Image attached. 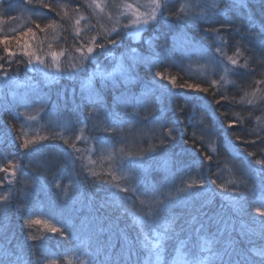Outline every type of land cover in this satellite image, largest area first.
I'll return each mask as SVG.
<instances>
[{"label":"bare ground","instance_id":"obj_1","mask_svg":"<svg viewBox=\"0 0 264 264\" xmlns=\"http://www.w3.org/2000/svg\"><path fill=\"white\" fill-rule=\"evenodd\" d=\"M199 2L203 7L190 5L191 10L206 11L214 18L213 26H206L199 31V34L206 37L201 42L202 48L207 44L206 42H210L215 49L220 46L226 48L233 46L232 50L236 51L238 47L240 49L238 56L251 60L254 55L260 56L259 42L251 40V36L258 32L264 22L258 13L255 17H250L247 10L237 9L226 0H199ZM45 3L51 4L54 10L49 11L35 3L26 4L20 0H7L6 5L0 7V26H6L11 31L12 37L9 41L13 44L9 49L16 53L11 58V64L7 63L9 57L4 51V59L0 60L3 65L0 69V107L3 105L9 107V112L13 115L8 118V121L0 120V166L5 167L7 160H12L20 152L17 161L19 167L13 184H8L5 179L6 173L0 171V175L3 176L0 180V197H8L7 202H0V207H5L6 204L5 211L0 214L8 217L10 221V225L0 230V255L2 250L8 248L13 257L20 256L19 253L22 252L23 258L31 260L34 264H48L53 260L56 264H71V255H68V250L70 249L72 253L75 247L73 248L68 241L60 242L56 235L47 232V228L45 230L42 224L32 225L31 229L25 232L24 220L48 221L49 224L61 228L65 233L68 229L85 233L97 232L100 228L107 231L104 225L107 221L118 236L124 235L138 240L143 234H151V229L145 225L150 224L145 215V205H142L140 201L149 203L146 195L150 197L156 189L164 193L170 189V185H180L188 181L182 173L168 174L165 167H162L159 172H154L152 175L157 188L146 181V175L137 165L131 173L126 167V163L132 162L136 156L144 152L142 143H153L149 135L154 127L164 129L160 126L164 122L168 124V127L171 125L167 104H173L174 101L171 99L167 102L160 94V90H165L168 96L171 94L167 85L171 84L169 78L172 75L167 63L169 61L177 64L184 61L190 62L209 85H229V82L224 80L223 76L218 78L214 76L218 67L217 54L219 57L221 53L205 48L203 53L206 61L209 59V62L204 64L193 53L184 51L182 43L186 39L187 25L190 33H193L197 26L202 25L198 23L199 21L183 20V18L164 19L162 24L159 22L155 25L152 39H157L164 30L168 32L167 40L163 44L164 49L150 51L152 43L140 44L136 49L138 53L136 71L130 79L123 78L120 67L127 66L132 56L136 55L131 52L135 46L130 40H128L130 43L125 45L128 53L126 57L123 58L116 45H107L103 52L97 49L96 60L85 61L84 70L78 71L71 67L79 64V53L74 51L73 43L78 46L80 39L88 40L98 32L92 25L91 18L94 11L87 7L89 0H45ZM106 3L111 6L114 3L123 2L106 1ZM213 3L224 11L213 15L214 9L211 7ZM58 4L68 5L69 16L73 18L78 14L86 17L81 21L80 27L84 30L81 31L79 38L74 34L72 20L61 21V17L56 15V10H59L56 8ZM111 7L114 11L118 9ZM77 8L79 13L74 11ZM61 15H63L62 11ZM95 16L98 27L103 31L108 29L105 16H100L97 12ZM50 19H55L58 24H62V27L57 28L55 32L51 29L48 32H41L35 27L36 23L44 27ZM251 21L255 22L254 26ZM122 22H126V17L118 15L111 19V23L115 26H120ZM86 25L91 26L90 30L85 27ZM29 27L36 33L34 38L24 36L19 44L16 39H14L15 42L12 40L20 33L27 31ZM209 27L220 30L218 33L213 32L214 40H211V36L209 37L205 31ZM237 29L240 30L239 33ZM239 35L242 39L240 43V37L237 40ZM26 40L32 49L45 59L48 67L37 66L35 62L31 66L20 63L27 59L22 55L21 49V45ZM167 46H171L169 50L165 49ZM61 50L64 54L58 58L57 63L60 65L58 70L48 53ZM223 50L225 49L222 48ZM153 53L161 55L156 57ZM0 56H2L1 53ZM149 58L152 61L151 64L148 62ZM155 62L160 66L165 77L163 80L156 77L160 84L150 77V72L156 66ZM33 68L37 70L33 71ZM240 68L243 69V67ZM103 72L113 73L115 87H112V81H109L108 86L103 91L100 90ZM245 76L252 78V75L248 73ZM93 100L103 103V110L98 113V116L89 115L93 111L94 105L91 103ZM193 100L194 104L191 106L204 104V99L201 97H195ZM174 111L179 112L177 109ZM38 115L45 121L38 118L35 128L28 130L26 126L31 122L29 117ZM75 115H81L84 120H80ZM97 118L100 119L95 123ZM112 118L115 120L113 123ZM45 122L53 125L56 133L65 131L66 137L59 141L53 129L43 127ZM109 122L112 127L119 122L122 125V131H117V135L115 131H103L102 123L108 125ZM95 126L101 130L96 129ZM37 131H39L38 134H33ZM194 132L199 136L206 135L208 141L216 138L207 130L200 132L196 129ZM124 136H131L133 140V149L129 153L124 150V144L127 141L123 138ZM40 137L45 138L40 139ZM25 139H36L35 145L38 151L24 149L22 145ZM100 139H103V144L99 142ZM181 162L186 161L182 159ZM63 163H65L64 167ZM172 164L178 163L172 162ZM157 165V163L154 164V166ZM82 171L88 176L86 180L79 179L76 184L71 181L62 182L63 179L68 178V174L74 175ZM56 184H59L60 188H57ZM205 184L212 190L206 194L205 199L214 206L205 209V212L211 214V219L216 225L223 218L222 214L235 220L240 219L239 216L242 215L250 218L256 216L254 208L257 205L253 201L257 200V197L254 195L255 198H252L249 187L253 183L250 180L228 168L214 173L212 179L207 180ZM221 184L229 189L228 192L232 185L242 187L243 193L246 194L242 196L243 201L248 202L245 203L246 208H243V211L229 209L228 203L224 200L227 192L222 191L219 187ZM125 188L128 190H122ZM61 189H66L67 194L65 195ZM167 209L172 211V206ZM187 213L190 216L195 215L189 208ZM160 216L161 213L157 218ZM2 224L3 222L0 223V227H3ZM201 225H203L202 230ZM207 231L208 227L202 220L187 234L185 240L193 243L200 234ZM15 232L16 234L19 232L18 235L14 236ZM29 233L37 239L32 240ZM258 236L261 237L259 233ZM246 245L254 247L255 241H246ZM235 247L238 248L237 245Z\"/></svg>","mask_w":264,"mask_h":264},{"label":"trees","instance_id":"obj_2","mask_svg":"<svg viewBox=\"0 0 264 264\" xmlns=\"http://www.w3.org/2000/svg\"><path fill=\"white\" fill-rule=\"evenodd\" d=\"M20 1L24 3V0ZM106 1H120L125 4L127 0ZM226 1L237 9L247 10L250 17H255V14L258 13L264 21V5L261 4V0ZM183 2L186 6H194L197 0H166V9L162 10L160 13L162 16L161 24L164 22V19L170 20L180 18L179 9L181 5H183ZM6 3L7 0H4L3 5H6ZM227 10H229V8H227ZM115 11L120 13V9ZM95 14L96 12H93L91 18L92 25L103 35L104 31L102 28L100 29L98 27ZM207 16L208 20H199L198 23L202 26H197L193 33L188 31L189 27L187 25V33L185 34L186 39L182 43V46L186 47L188 52L196 55L204 64H207L209 59L206 61L203 50L205 51V48L216 50L210 42H206L207 44L204 45L203 48L201 46L202 40L206 37L199 34L200 29L214 25V18L209 14H207ZM105 23H107L106 17ZM157 23H159V21H157L155 25H157ZM213 32L214 31L210 30L207 31L209 37L211 36V40H214V37H212ZM5 35L9 38L12 37L8 27L0 26V37ZM167 36L168 32L164 30L157 39H152L150 41L144 40V42L153 44L149 49L150 51L163 50V44L167 40ZM239 37L240 35L237 36V40H239ZM12 40L15 42L14 39ZM128 40L129 39L126 38L125 35L121 37L119 45H116L120 52L122 49L127 52L125 45L128 44ZM240 42H242L241 37L239 43ZM11 44H13V42L11 43V41H9L8 46L10 47ZM169 47L171 46H167L165 49L169 50ZM220 47L225 50L222 51L219 57L217 54L218 67L214 72V76L216 78L222 77L224 66H226L229 71L227 73L225 72L223 79L229 82V85H209L208 81H206L188 61H184L181 64L174 63L173 61L167 63L172 77L175 78V85H167L171 93L169 96L165 90H160V94L163 100L165 99L169 102L172 99L174 101L173 104H167L169 106L168 115L171 119V125L168 127V124L164 122L163 125H160L164 129L154 127V132L151 130V134L149 135L153 143H142L141 147L144 152L136 156L133 160L136 161V165L146 175V181L153 187L157 186L152 179V175L154 172H159L162 167H165L166 173L168 174L182 173L185 178H188L186 183L170 185V189L164 193L156 189L150 196L151 199L146 195L149 199V203L156 201H165L167 203V197L176 196L177 193L180 192V189L185 187L186 184L193 182L197 185V187L190 190L194 195L185 196V194L181 193L180 198L169 206H172L173 212L167 209L157 218L160 227L154 229L151 223L145 224L151 229V234H143L138 240L131 239L124 235H116L107 221L104 222L107 231L100 228L97 232L85 233L68 229L66 230V235L69 237L68 239H64L59 234H54L60 242L68 241L73 248L75 247V251L72 253L70 249L68 250V255H71V264H130L129 248H131L133 252L131 261H135L137 256H139L141 264H185V260L191 261L193 259L202 261V264H212L214 260L213 252L208 251V248L211 247L213 251H221L222 245L229 241L232 242L234 246L237 245L238 249L243 250L248 256L256 260L260 259L257 253L264 250V237L258 236V221L264 219V217H259L257 214L252 218L242 215L239 216L240 219L235 220L222 214L223 218L216 225L211 219V214L205 212V209L214 207L205 199L206 194L212 191L207 187L208 185H206L205 182L211 180L214 173L228 168H230V171L242 175L253 183V185L249 187L252 198L256 196L257 200L264 199V173L260 171L262 166L254 163L257 159H264V151H262L264 150V83H256V81L264 80V66L260 64L259 60L253 61V59H249V67L241 69L240 65L244 64L245 58L247 57L235 56V50H232L234 48L233 46H230V48ZM3 51L4 46L0 44V53L2 56ZM228 56H233L239 61V64L232 65L227 60ZM0 65L2 64L0 63ZM155 65L156 66L150 72V77L160 84L156 80L155 73L157 71L162 73V70L156 62ZM247 73L251 74L252 78H246L245 74ZM241 76L244 77L241 78ZM197 86L207 89V92L197 91ZM257 89H259V91H257ZM254 92L255 96L252 95ZM246 93L247 95H245ZM158 96H156V98L159 100ZM195 97L203 98L204 104L202 106H191L194 104L193 99ZM249 99L253 100L252 104L247 103ZM217 101H219V103H217ZM181 108L184 109L183 112L179 111ZM175 109L179 112L174 111ZM0 112V120L8 121V118L13 117L9 112V107L5 105L0 107ZM75 116L82 121L84 120L81 115ZM38 118L45 121L40 115L36 116L34 119H31V122L26 126L28 130L35 128ZM99 119L100 118H97L95 123ZM89 121H91V119ZM113 122H115V120L112 118V123ZM229 123H231L233 127L229 128ZM43 127L53 129L59 141L66 137L65 131L61 130L56 133L55 127L47 122L44 123ZM95 127L101 130L99 127ZM114 128L116 135L117 131H122V125H120L119 122L116 123ZM168 128L173 129L175 139L168 137ZM195 128L200 132H202V130H207L215 135L216 138L208 141L206 135H203L206 138L197 135L194 132V130H196ZM73 132L76 134L74 129ZM38 133L39 131L33 134L36 135ZM237 137H240V139H237ZM123 138L127 139L124 144V150L129 153L133 149L132 137L124 136ZM161 140L164 141L163 144ZM245 141L248 142L245 143ZM252 141H255V143H252ZM212 149H215V151H212ZM28 150L32 152L38 151L35 144L30 145ZM248 152H253L255 155L249 156ZM19 153L12 160H7L5 167L9 168V172L11 171L9 162H11L12 165H18ZM205 153L212 156L211 161L206 159ZM182 159H185L186 162H181ZM179 161L181 163H179ZM172 162L178 164L174 165ZM129 163L130 162L126 163V165ZM155 163L158 165L154 166ZM142 164L143 166H141ZM64 166L65 163H63V167ZM7 175L6 173V176ZM67 177L68 178L63 179L62 182L67 183L71 181L76 184L77 180H86L88 178L87 174L83 171L75 173L74 175L68 174ZM2 178L3 176L1 174L0 180ZM111 182H113V180H111ZM201 183L203 185L202 187L199 186ZM232 186L231 188L229 186L230 192L225 194L224 199L228 203L229 209L238 210L237 204L235 203L236 201H240L243 208H246L245 203L248 202L243 201L241 196V193H243L242 187L239 185ZM224 200L223 202L226 203ZM187 208L195 215L190 216L187 213ZM3 217L5 216L0 214V223L3 222V227H0V230L10 225L9 218ZM202 220H204L208 227L207 233L200 234V237L196 238V241L189 243L185 240V237L194 230L197 223ZM173 221V227L176 228L178 238H171V240L170 238H166L160 241L163 245L160 260L157 261L154 255L149 259V250L157 243L159 236L164 233V223ZM221 221L229 225L235 224V232L229 228L228 233L223 235L218 234V228L223 232V224H221ZM242 225L244 226L243 229L241 228ZM44 228L46 230L45 226ZM244 228L246 230H244ZM30 229L31 228L28 226L24 227L25 232ZM242 231L247 233V235H241ZM18 233L16 234L15 232L14 236L18 235ZM250 240L255 241L254 247H248L246 245V241ZM206 241L213 243L206 244ZM6 250L11 252L8 248L2 250L0 258H3V253ZM19 255L22 256V264H34L31 260L28 261L26 258H23L22 252H20ZM48 264H51V261H49Z\"/></svg>","mask_w":264,"mask_h":264},{"label":"snow or ice","instance_id":"obj_3","mask_svg":"<svg viewBox=\"0 0 264 264\" xmlns=\"http://www.w3.org/2000/svg\"><path fill=\"white\" fill-rule=\"evenodd\" d=\"M4 0H0V7H2ZM24 2L26 4H33L35 3V5H39L42 8L45 9H49V11L54 10L53 6L49 3H45V0H24ZM261 4L264 5V0H261ZM113 7H116L118 9H123V11H121L119 13V15L121 17H125L126 16V22H122L121 26L118 28L115 25L112 26L111 29H104V33L103 36L101 37L100 33L97 32V34L95 36H92L90 39L88 40H83L80 39L79 40V45L77 46L76 43H73L72 47L74 49V51L76 53H79V64L78 65H72L71 67L76 68L78 71L80 70H84L83 65L85 63V61H89V60H96V53H97V49H99L101 52H103L107 45H119L120 43V39L121 37L125 34L124 32L121 31V29H127L129 27L134 26L136 29L135 34L138 35L140 30L143 27H147L148 25H150L152 22L156 21L157 16L162 12V10L166 9L167 3L166 0H150V4L148 5V7L150 8V10L148 11H140L141 5L139 4L138 0H136V3H121V4H113ZM196 7H203V5L199 2V0H197V3L195 5ZM68 5H61L58 4L56 6L57 9L56 10V15L61 17V21H63L64 19H70L73 22V29H74V34L77 38L80 37V33L81 31H83L84 29H82L80 27L81 25V21L85 20L86 17L83 14H78L75 16V18L69 16V11H68ZM88 8L93 9L94 12H97L98 15L100 16H107L108 19L112 18V13L111 11H106V9L109 8V5L104 2V0H90V2L87 4ZM214 11H213V15H217L221 12L224 11V9H220L219 6L215 3L212 4L211 6ZM61 11L63 12V15H61ZM76 13H79V9H75L74 10ZM179 13H180V18L183 19H191L193 21H199V20H208V16H207V12L206 11H202V12H195L191 10V6L190 5H181L180 9H179ZM120 22V21H118ZM251 23L255 24L254 21H251ZM35 27L37 29H39L41 32H48L49 29L53 30V32H55V30L57 28L62 27V24H58L57 21L55 19H50L48 23H46L44 25V27H41V25L39 23L35 24ZM86 28H89L90 30V25H86ZM214 31V32H219V29L216 28H210V29H205V31ZM239 29H237V33H239ZM133 33H128V35H132ZM24 36H31V37H35L36 33L33 31V29L31 27H29L27 29V31L20 33L18 37H14L13 39H16L17 43L19 44L20 39H22ZM251 40L252 41H258V47H259V51H260V56H253L252 59L253 61L259 60L260 64L262 66H264V22H262L258 32L251 36ZM0 44H2L4 46V52L6 53V55L9 57V60L7 61V63L11 64V58L15 56V52L11 51L9 49V37L8 36H2L0 37ZM49 48H51V44H49ZM21 49H22V55L24 57H27L26 61H20V63H26L27 65L31 66L33 65V63L35 62V64L37 66H44V67H48V65L45 64V59L41 58V55L37 54L36 50H33L31 45L29 44V42L26 40L24 41L23 45H21ZM131 52L136 54L133 55L130 62L127 64V66L121 65V73L122 76L125 80H128L131 78V75L136 71V67H137V50L136 49H131ZM216 52L217 53H222V47H217L216 48ZM64 51L61 50L60 52H56V51H50L48 53L49 56H51L52 58V63L55 64L56 68L59 70L60 65L59 63H57L58 58L60 56H63ZM240 54V49L237 47L236 51L234 53L235 56H238ZM153 55H155L156 57H159L161 54L160 53H153ZM4 57L0 56V60H3ZM228 62H230L232 65H238L239 61L237 59H235L233 56H228L227 57ZM149 64L152 63L151 59H148ZM218 62V61H217ZM240 67L243 68H248L249 67V58H245L244 64L240 65ZM0 68H3V65H0ZM36 68H33V71H36ZM224 71L227 73L229 71V69L224 66ZM6 75V73H5ZM113 77V73L112 72H103L101 73V88L100 90L103 91L104 88H106L108 86V82L112 81V87H115V81L112 79ZM155 77H159L161 80L165 79V77L163 76V74L159 71H157L155 73ZM71 78V77H70ZM169 83L175 85V78L170 77L169 78ZM256 83H264V80H260V81H256ZM213 84H215V81H213ZM197 91H202V92H207V89L204 88H200L197 86L196 88ZM257 91H259V89H257ZM247 95V93L245 94ZM253 96H255V92L252 94ZM91 103L94 105L93 107V111L89 113L90 116H98V113L101 112L103 110V103L98 101V100H93L91 101ZM217 103H219V101H217ZM248 104H252L253 100L249 99L247 101ZM179 111L183 112L184 109L181 108L179 109ZM35 117H29V119H34ZM102 130L105 132H109V131H115V128L112 127L111 122H109L108 125H101ZM228 127L231 128L233 127V125L231 123L228 124ZM167 135L168 137L175 139L174 135H173V129L172 128H168L167 129ZM45 137H40V139H44ZM237 139H240V137H237ZM67 143V141H65ZM99 142L101 144L104 143L103 139H100ZM248 141H245V143H247ZM37 143L36 139H25L23 142L22 147L24 149H28L30 147V145H34ZM161 143L163 144L164 141L161 140ZM252 143H255V141H252ZM72 147H75V145H71ZM212 151H215V149H212ZM264 151V150H262ZM249 156H254L255 153L253 152H248ZM205 157L206 159H208L209 161L212 160V156L208 155L207 153H205ZM142 159V158H141ZM257 165H261L262 168L260 169V171L262 173H264V159H257L254 162ZM10 166H11V171L9 172V168L8 167H3L0 166V171H3L5 173H7L8 175L5 177L6 181L8 184H13L16 174H17V169H18V165H12L11 162H9ZM136 166V161H132L130 162L126 167L128 168L129 172L131 173L133 171V169ZM93 175H95V173H93ZM212 183H216V181H212ZM200 187H202V183L199 185ZM57 188H60L59 184H56ZM194 187H197L196 183H188L185 185V187H183L182 189H180V192L177 193L176 196H169L167 197V203L165 201H156V202H151V203H146L145 201L141 200L140 203L142 205H145V215L148 218V221L152 224L154 229H158L160 227V225L157 222V216L166 211V209L170 206L171 203H175L176 200L178 198H180V194L183 193L185 194V196L187 195H194L193 193L190 192V190ZM219 187L222 189L223 192H228L229 189L221 184L219 185ZM124 191H127L128 189H122ZM62 192L65 193V195L67 194V190L66 189H61ZM245 193H241V196H245ZM8 197L7 196H3L0 197V202H7ZM237 204L238 210L239 211H243V205L241 204L240 201H236L235 202ZM253 203L257 206H255L254 208V212L259 216V217H264V199H259V200H255L253 201ZM6 207V204H5ZM5 207H0V212L5 211ZM143 223V221H142ZM24 224L26 226H28L29 228H31L32 225H36V224H42L44 225L47 230L53 234L55 233H59V235L61 237H63L64 239H68V235H66V233L59 227H56L54 225H51L48 223V221H42L40 219H25L24 220ZM174 221L173 222H166L163 225V229H164V233L163 235L159 236V239L157 241L156 244L153 245L152 249L149 250V259L154 255L156 257V260L159 261L161 254H162V250H163V245L160 243V241L166 239V238H178L177 237V233H176V228L173 227ZM221 224H223V232L220 231V229L218 228V234L223 235L229 232V228H231V230L233 232H235V224H231L229 225L228 223H225L223 221H221ZM259 224V235L261 237H264V219L258 221ZM243 225L241 226V228L243 229ZM203 229V225H201V230ZM30 238L32 240H36L37 237L34 235H31V233H29ZM241 235H247V233H244L243 231L241 232ZM206 244H211L213 242H205ZM208 251H212L213 252V257L214 260L212 261V264H264V250L259 251L257 254L260 256L259 260H256L250 256H248L247 254H245V252L241 249H238L237 247H235L233 245L232 242H227L224 243L222 245V250L221 251H213V249L211 247L208 248ZM133 255L132 249L129 248V261L130 264H141V260L139 258V256H137V259L135 261H131V257ZM0 264H22V257L20 256H15L13 257L11 252H8L7 250L3 253V258H0ZM51 264H56V261L53 260L51 262ZM185 264H202V261L197 260V259H193L191 261L185 260Z\"/></svg>","mask_w":264,"mask_h":264},{"label":"rangeland","instance_id":"obj_4","mask_svg":"<svg viewBox=\"0 0 264 264\" xmlns=\"http://www.w3.org/2000/svg\"><path fill=\"white\" fill-rule=\"evenodd\" d=\"M186 1H188V0H186ZM104 2H106V0ZM138 2L141 5L140 11L143 12V11L150 10V8L148 7V5L150 4V0H138ZM127 3H136V1L135 0H127V1H125V4H127ZM183 5H184V2H183ZM108 11H111L112 18L115 17V15H117V16L119 15V13L117 11H114L112 9V7H109ZM121 11H123V9H120V12ZM105 17L107 19L106 26H107L108 29H111V27L113 26V24L111 23V19L112 18L111 19H108L107 16H105ZM161 19H162V16L159 14L157 16L156 21L152 22L147 27H143L140 30V32H139L138 35L135 34L136 29H135L134 26L129 27L127 29H121V31L125 33L124 35L126 36V38H128L131 41H133L137 45L136 46V49H137L138 46L144 42V40H146V41L152 40V38H150V37H151L152 33L154 32L155 24H156L157 21H159L161 23ZM120 26H116V27H120ZM128 33H133V34L132 35H128ZM182 47L184 48V51H188V49L186 47H184V46H182ZM123 58H124V55H123ZM120 61L122 62L121 59H120ZM193 68H194V66H193Z\"/></svg>","mask_w":264,"mask_h":264}]
</instances>
